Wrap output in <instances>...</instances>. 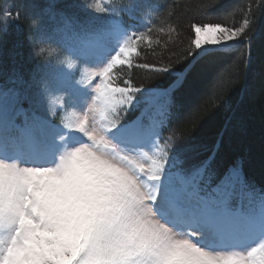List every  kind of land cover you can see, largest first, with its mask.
Masks as SVG:
<instances>
[{"label":"snow or ice","instance_id":"obj_1","mask_svg":"<svg viewBox=\"0 0 264 264\" xmlns=\"http://www.w3.org/2000/svg\"><path fill=\"white\" fill-rule=\"evenodd\" d=\"M220 6L198 5V14ZM11 7L0 10V44L20 18ZM31 7L39 16L28 23L29 59L39 63L0 73V264H264V184L248 178L242 157H229L244 123L239 106L217 96L234 61L188 111L175 95L199 67L251 44L255 14L238 27L192 23L186 37L169 24L161 46L152 0ZM145 41L161 52L133 64ZM250 64L249 52L245 72ZM79 65L92 67L77 78L68 69ZM118 66L160 83L136 86ZM221 107L228 114L209 146L196 132Z\"/></svg>","mask_w":264,"mask_h":264},{"label":"trees","instance_id":"obj_2","mask_svg":"<svg viewBox=\"0 0 264 264\" xmlns=\"http://www.w3.org/2000/svg\"><path fill=\"white\" fill-rule=\"evenodd\" d=\"M63 6L72 3L71 0H59ZM80 2H83V0ZM124 4H129L132 0H121ZM32 3L43 5L45 0H0V10H4L11 5L12 14L20 12V18L13 23L9 29V34L4 37V43L0 44V73L6 72L15 64L21 71L30 70L35 60L29 59L31 46L28 42L29 20L33 16H39V10L31 7ZM158 6V11L154 13L158 19L154 21L157 29L163 27L164 32H153V41L159 40L162 46L169 39L168 25H180L179 31L183 36L189 34V25L192 23H222L228 27L240 26L243 22L244 14L254 13L250 19L254 20L255 26L249 33L253 37L251 44L241 42L231 56L225 57L214 64H205L199 67L198 71L190 76L183 88L176 92L178 102L185 104V111H188L193 104L199 103L206 91L207 84L212 80L221 66L231 61V67L223 75L221 86L217 92L219 100L227 98L233 107H238L237 116L243 120L244 126L235 131L231 136L228 155L230 158L240 156L244 159V171L249 179L254 180L258 185L264 184V10H260L258 5L260 0H220V7L206 14H198L197 6H205L215 3V0H152ZM166 11L174 12L171 19L165 17ZM227 13L226 19L223 18ZM137 17L143 15L141 12L135 14ZM177 17L179 20L177 21ZM211 17V19H209ZM81 19H84L81 17ZM127 23L134 25L137 30V20H130L124 16ZM163 22V23H162ZM143 31V28H139ZM175 37V33L172 34ZM161 46L148 45L147 41L138 45L140 57L133 59V64L149 63L154 60L151 50L155 49L159 54ZM250 52L251 64L245 72V54ZM167 55V54H166ZM31 63V64H30ZM125 71L133 74V83L139 86L141 83L156 85L160 83L149 73L133 68H120L115 72L121 75ZM128 77H125L127 79ZM3 76H0V81ZM211 104V100L209 101ZM136 113L129 112L125 119L131 118ZM228 114L221 107L209 113L200 123L196 132L198 139L211 146L216 129ZM175 122L170 127H174ZM170 134V129H165L164 136Z\"/></svg>","mask_w":264,"mask_h":264},{"label":"rangeland","instance_id":"obj_3","mask_svg":"<svg viewBox=\"0 0 264 264\" xmlns=\"http://www.w3.org/2000/svg\"><path fill=\"white\" fill-rule=\"evenodd\" d=\"M62 3H63V0H60ZM72 1V3L74 2V0H71ZM82 1V0H81ZM72 3H70V4H72ZM82 3H86V4H91L92 3V0H83V2ZM65 5H69V4H65ZM79 16H80V18L82 17V18H85V14L84 13H79ZM53 47H55V45H53ZM35 62H37V63H39V58H37L36 60H35ZM31 64V63H30ZM67 67V66H66ZM88 67H92V66H85V65H79V67H77V68H73V69H68L69 71H75L76 72V76L77 75H80V70L81 69H87ZM79 78V77H78ZM60 115H57L56 117H55V121L57 122V123H59L60 122Z\"/></svg>","mask_w":264,"mask_h":264}]
</instances>
